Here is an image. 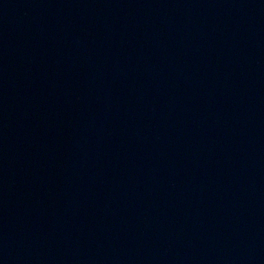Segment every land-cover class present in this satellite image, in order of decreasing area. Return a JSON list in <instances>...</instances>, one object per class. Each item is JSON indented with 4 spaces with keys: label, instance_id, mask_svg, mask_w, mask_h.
<instances>
[{
    "label": "water",
    "instance_id": "1",
    "mask_svg": "<svg viewBox=\"0 0 264 264\" xmlns=\"http://www.w3.org/2000/svg\"><path fill=\"white\" fill-rule=\"evenodd\" d=\"M51 264H264V21Z\"/></svg>",
    "mask_w": 264,
    "mask_h": 264
}]
</instances>
